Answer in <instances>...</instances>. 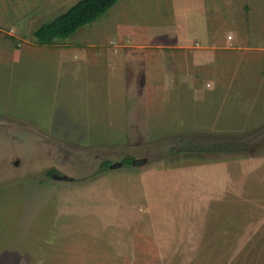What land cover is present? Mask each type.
Segmentation results:
<instances>
[{
    "label": "rangeland",
    "instance_id": "obj_1",
    "mask_svg": "<svg viewBox=\"0 0 264 264\" xmlns=\"http://www.w3.org/2000/svg\"><path fill=\"white\" fill-rule=\"evenodd\" d=\"M76 1L0 0V264H264V0Z\"/></svg>",
    "mask_w": 264,
    "mask_h": 264
},
{
    "label": "trees",
    "instance_id": "obj_2",
    "mask_svg": "<svg viewBox=\"0 0 264 264\" xmlns=\"http://www.w3.org/2000/svg\"><path fill=\"white\" fill-rule=\"evenodd\" d=\"M118 0H77L66 11L58 14L53 19L44 22L34 30L39 43L49 44L57 38H64L73 34L82 25L88 24L100 17ZM216 150L234 147L230 141L215 142L210 144ZM197 148H200L197 146ZM240 148V147H239ZM133 158L124 159V163L132 164ZM109 162H104L109 166Z\"/></svg>",
    "mask_w": 264,
    "mask_h": 264
},
{
    "label": "crops",
    "instance_id": "obj_3",
    "mask_svg": "<svg viewBox=\"0 0 264 264\" xmlns=\"http://www.w3.org/2000/svg\"><path fill=\"white\" fill-rule=\"evenodd\" d=\"M228 38H229V40H228V42H226V44H229V43L231 42V40H230L231 35H229ZM197 39H201V40H202L201 37H196V38H193V42H192V43H189V42H191V41H188V43H185V44H183V45L179 44V45H177V46L184 47L185 49L192 50L193 54L196 55V58H197V59L203 60V58H204V53L202 52V49H200L199 47L196 46V44H194V43L197 41ZM210 40H211V39L207 40V42H209ZM95 45H96V44H95ZM102 46H103V45H102ZM104 46H106V45H104ZM118 46H119V45L117 44V45H114L113 47L120 49ZM123 46L127 47L128 45H127V44H124ZM138 46H140V45H138ZM177 46H176V47H177ZM209 46H210V49L212 50L211 52H214V51H216L215 48H217L218 43H215V42H212V41H211V44H210ZM173 47H175V46H173ZM118 49H114L115 53H118ZM139 51H140V53L142 54V55H140V56L142 57L143 54H144L145 52H143L142 50H139ZM150 53H152V52H150ZM75 54H76V53H75ZM120 57H122V54H120ZM133 57H134V56H133ZM143 58H144L143 61H144V66L146 67V73H147L148 79L151 80L150 83H155V82H156V78H154V76L156 75L155 72H156V70H157V66H158V64L156 63L155 59H154L152 56H150V55H146V57L144 56ZM137 61H138V60H137ZM69 63H70L72 66H76L77 68H79V63H78V61H77V63H76V61H69ZM85 63H86V60L83 59V62H82V64H80V66H83ZM108 63H110V65H114V62H112V63H111V62H108ZM160 66H161V65H160ZM166 68H167V67H166ZM161 70H163V73H164L166 69L164 70L163 68H161ZM74 72H75V71H74ZM167 77H168V76L166 75V72H165V75H160L159 78H160L161 80H165ZM170 77H172V76L170 75ZM154 80H155V81H154Z\"/></svg>",
    "mask_w": 264,
    "mask_h": 264
},
{
    "label": "water",
    "instance_id": "obj_4",
    "mask_svg": "<svg viewBox=\"0 0 264 264\" xmlns=\"http://www.w3.org/2000/svg\"><path fill=\"white\" fill-rule=\"evenodd\" d=\"M137 162H139V160L133 159V161H132V163H134V164L137 163ZM113 165H115V164H111V166H113ZM55 176L62 177V176H60L58 174H56Z\"/></svg>",
    "mask_w": 264,
    "mask_h": 264
}]
</instances>
